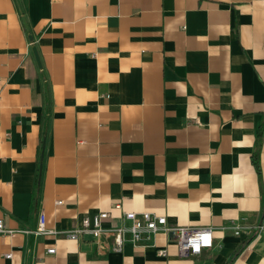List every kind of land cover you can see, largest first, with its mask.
Returning a JSON list of instances; mask_svg holds the SVG:
<instances>
[{
    "label": "crops",
    "instance_id": "crops-1",
    "mask_svg": "<svg viewBox=\"0 0 264 264\" xmlns=\"http://www.w3.org/2000/svg\"><path fill=\"white\" fill-rule=\"evenodd\" d=\"M115 203L213 245L65 235ZM0 218V264H264V0H0Z\"/></svg>",
    "mask_w": 264,
    "mask_h": 264
},
{
    "label": "built area",
    "instance_id": "built-area-1",
    "mask_svg": "<svg viewBox=\"0 0 264 264\" xmlns=\"http://www.w3.org/2000/svg\"><path fill=\"white\" fill-rule=\"evenodd\" d=\"M58 203H60V201H58ZM113 209L117 210L119 213L117 223H112V216L109 211L101 210L84 216L78 226L71 230L64 231L65 235L69 239L75 241L84 235H89L94 241L99 243L103 235L109 234L113 241L112 250L120 252L127 241L137 243L147 234L163 231L167 234L174 235V241L181 257H189L198 254L203 248H209L213 245L212 227H169L166 224L164 216H157L148 211L139 213L135 211H125L120 203H115ZM106 223H108V225H106ZM233 228L235 234H239L242 229H247V227H242L237 224L234 225ZM19 231L23 233H33L35 235L57 233L56 231L45 228V216L43 212L39 214L35 230L21 229ZM15 232V230L7 229L3 219L0 218V233L12 235ZM54 252V247L47 249V253ZM158 254L164 255L165 251L159 250ZM5 257L9 258L11 254H6Z\"/></svg>",
    "mask_w": 264,
    "mask_h": 264
},
{
    "label": "trees",
    "instance_id": "trees-1",
    "mask_svg": "<svg viewBox=\"0 0 264 264\" xmlns=\"http://www.w3.org/2000/svg\"><path fill=\"white\" fill-rule=\"evenodd\" d=\"M253 161H254V164H255V167H256L257 171L259 172L260 169H259V163H258V159H257V155L256 154L254 155Z\"/></svg>",
    "mask_w": 264,
    "mask_h": 264
}]
</instances>
